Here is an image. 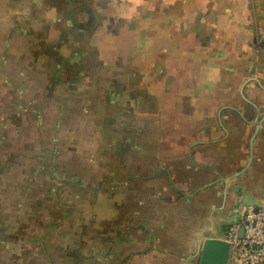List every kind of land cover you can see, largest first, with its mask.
<instances>
[{
    "label": "crops",
    "instance_id": "crops-1",
    "mask_svg": "<svg viewBox=\"0 0 264 264\" xmlns=\"http://www.w3.org/2000/svg\"><path fill=\"white\" fill-rule=\"evenodd\" d=\"M262 39L264 0H0V264H199L264 204Z\"/></svg>",
    "mask_w": 264,
    "mask_h": 264
},
{
    "label": "built area",
    "instance_id": "built-area-1",
    "mask_svg": "<svg viewBox=\"0 0 264 264\" xmlns=\"http://www.w3.org/2000/svg\"><path fill=\"white\" fill-rule=\"evenodd\" d=\"M260 47L264 49V39ZM224 239L230 245V264L264 262V204L241 198L237 219L229 224Z\"/></svg>",
    "mask_w": 264,
    "mask_h": 264
},
{
    "label": "water",
    "instance_id": "water-1",
    "mask_svg": "<svg viewBox=\"0 0 264 264\" xmlns=\"http://www.w3.org/2000/svg\"><path fill=\"white\" fill-rule=\"evenodd\" d=\"M229 243L222 238L206 237L200 245L199 264H228ZM257 264H264L260 262Z\"/></svg>",
    "mask_w": 264,
    "mask_h": 264
},
{
    "label": "rangeland",
    "instance_id": "rangeland-1",
    "mask_svg": "<svg viewBox=\"0 0 264 264\" xmlns=\"http://www.w3.org/2000/svg\"><path fill=\"white\" fill-rule=\"evenodd\" d=\"M92 56L96 57V54L92 53ZM30 166L31 165H29V167ZM19 168H20L19 164L15 165V170L13 169V171H17V172H14L13 174H15V175L18 174L19 178H20L21 174H20V169ZM28 170L30 171V169H28ZM22 174H23V171H22ZM19 178L18 179H14L12 181V184H13L12 190L16 191L18 193V195H20L19 193H23V185H25L26 183L29 184V186H32V185H30L31 184V180L29 178L28 179L20 178L22 180H20ZM0 183H3V181H1ZM48 183L47 184L45 183V185H44V183H39V185H40V187H46V186L50 187L49 185H51V183H49V184ZM45 191H46V189H45ZM29 197L31 198V196H29ZM14 199H17V197L16 198L13 197V200ZM99 203H100L101 206H96L95 208H94V206H92L91 208L89 207L90 209H86V211L90 210L89 211L90 212V216L94 218L96 223H98V221L101 222L100 220H101L103 215H108V216H105V219L109 218V216L111 215L110 211H108V209H106L108 207V205L103 207L104 203L99 201L98 205H99Z\"/></svg>",
    "mask_w": 264,
    "mask_h": 264
},
{
    "label": "flooded vegetation",
    "instance_id": "flooded-vegetation-1",
    "mask_svg": "<svg viewBox=\"0 0 264 264\" xmlns=\"http://www.w3.org/2000/svg\"><path fill=\"white\" fill-rule=\"evenodd\" d=\"M23 169V168H22ZM25 170V169H24ZM24 170H22V171H24Z\"/></svg>",
    "mask_w": 264,
    "mask_h": 264
}]
</instances>
